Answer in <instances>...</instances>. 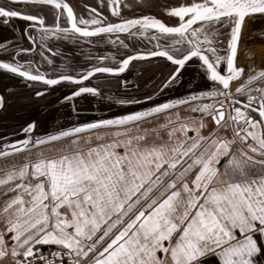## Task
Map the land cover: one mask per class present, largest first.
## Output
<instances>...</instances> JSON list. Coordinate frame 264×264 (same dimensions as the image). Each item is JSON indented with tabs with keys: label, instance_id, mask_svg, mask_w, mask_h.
I'll return each mask as SVG.
<instances>
[{
	"label": "snow or ice",
	"instance_id": "obj_1",
	"mask_svg": "<svg viewBox=\"0 0 264 264\" xmlns=\"http://www.w3.org/2000/svg\"><path fill=\"white\" fill-rule=\"evenodd\" d=\"M101 3L110 17L71 0H0V25L32 45L0 41V71L35 97L67 82L75 90L62 99L74 113L76 98L101 96L85 84L95 74L125 73L134 61L170 64L151 93L116 100L144 106L42 136L26 122L22 138L0 143V157L25 153L0 175V264H264V60L238 63L244 27L264 19V0H174L163 18L125 15L141 6L132 0ZM105 38L144 47L96 56L75 74L40 70L54 67L50 43L91 47ZM190 65L206 87L158 100L183 86ZM45 145L53 147L33 151Z\"/></svg>",
	"mask_w": 264,
	"mask_h": 264
},
{
	"label": "flooded vegetation",
	"instance_id": "obj_2",
	"mask_svg": "<svg viewBox=\"0 0 264 264\" xmlns=\"http://www.w3.org/2000/svg\"><path fill=\"white\" fill-rule=\"evenodd\" d=\"M132 1L134 4H139L141 6H157L158 9H160V11H155V10L149 11L148 9L134 11L133 8H129L126 10L125 15H139L143 13V14L157 15L158 18H163L162 11H163L164 5L174 3V0H153L152 3L150 2V4L146 0H136V1L132 0ZM71 2L76 6L78 11H86L83 6L90 5L92 7H97V10L103 11L105 15L109 17L111 16L110 12H108L102 7L101 0H71ZM52 19L53 18L51 15L47 16L48 22H52ZM112 19L114 20L115 18H112ZM14 23L17 25H20L21 27L24 24V22L20 20H16L14 21ZM4 30H5V33L9 31L8 28H6L3 25H0V41L6 40V39H12L13 37H15L16 40H18L24 47L32 46L27 41V39L20 40L21 33H14L11 31L12 36L9 35V37L6 39L1 38L3 36ZM136 39L140 40L142 38H136ZM125 43H129L130 45V47L127 49V51H129L127 54H131L133 47L135 48L144 47V44H141V43L133 44L132 41L128 39L125 40ZM144 43L146 44V41ZM48 47H50V45H48ZM117 47L118 46L116 44L107 43V38H105L104 40L94 42V46H92V48L94 49L93 55H85L83 53L81 57H78V59H80V63H79V60L77 59L75 60L73 58L74 62H69V63H59L58 61L56 63L54 62V67L52 68H49L47 64H43L40 66V70L50 75L54 74L55 72H59V71L70 72V73L75 74V73H78L81 68L86 67L88 63H93V64L96 63L94 59L96 56L104 55L108 57V56L115 55L117 59L122 58L123 56L120 57L117 54H122L123 51L120 52L121 48H119V50L117 51ZM52 52L49 53L46 51L45 55H48L50 57L52 56L57 57V55L59 54V52L58 53L55 51H52ZM61 53L67 54V52H64V51H62ZM32 58H33V54H21V57H20L21 60L32 59ZM39 60H40L39 55L35 54L34 63L35 61H39ZM140 62L141 61L132 62L130 65V68L126 71L127 72L126 74H131V73L138 74L140 72L148 73L150 72V70H154L158 68V66H161V61H155L153 63H149V62L140 63ZM109 63H113V61H109ZM138 63H140L141 65L135 67V64H138ZM61 66H63V68ZM157 78L158 77L155 76L153 77L152 80H148V81H152L153 83ZM85 84H88L91 86H97L99 90L101 89L100 90L101 93L104 91L107 93H112V94H116L119 92V95H121L120 93L124 92V94H127L126 96H133L135 94V93H131L130 89L123 90L121 80L119 78L111 77L105 74L96 75L94 78H91V80L89 82H86ZM157 84H159V82L155 83L154 87ZM65 86L66 85H60L59 89L58 90L56 89V91L48 87V90L45 92V94L42 97H35L33 94V89L26 87L25 83L20 78L0 71V94L4 98V106H3L4 108L0 112V119L2 118V120H5V121H20L22 119L27 120L30 117H32V119H35L37 115L39 117L42 116L43 119L48 117V114L46 113V111L48 110L49 112L50 110H53V108L58 105L60 99H62L65 94L66 95L68 94L66 90L60 93L62 90H64L63 88ZM43 87L44 86L41 84H36L35 90H41ZM68 87H71V85H69ZM163 96L164 97L174 96V91H166ZM159 97L161 96H158L157 98ZM55 99L57 100L56 102L57 104L52 103V101ZM103 101L109 103V105L108 106H96V105L92 106L88 104V102L84 104H80V105L75 104L77 113L75 114L72 111V113L68 114V117L70 116V117L86 118L88 115H90L87 113L90 107L95 110L96 109L100 110V112H103L102 115L105 116L109 112L119 111V110L122 111L123 108H129L133 106V105H130V106L121 105L120 107V104L115 103L113 101H109L107 99H103ZM62 105L64 104H61V106ZM77 109H80V110H77ZM81 109H83V111ZM84 109H86V111Z\"/></svg>",
	"mask_w": 264,
	"mask_h": 264
},
{
	"label": "rangeland",
	"instance_id": "obj_3",
	"mask_svg": "<svg viewBox=\"0 0 264 264\" xmlns=\"http://www.w3.org/2000/svg\"><path fill=\"white\" fill-rule=\"evenodd\" d=\"M134 1H136V0H134ZM146 1L150 4V2L152 3L153 0H146ZM144 9H148L149 11H152V10L160 11V9H158L157 6H140V7L133 8L134 11L144 10ZM261 20H263V19H261ZM250 24H252V26H253V23L248 21L246 23L245 27H244V30H243V36H242L241 41H240V59L238 60V63H242L243 55L245 56V55H247L248 53L251 52V56L254 55V56H252L251 63L254 66H259L261 64V61L258 60V56L264 54V47H262L260 45V43L257 42V41H255L254 43H251V44H253L252 46H249L250 42H249L248 38L250 36L249 34L252 32ZM254 27L255 26H253V28ZM262 28H264V22L262 24ZM260 32L262 33V31H260ZM261 33H258V35H260ZM9 35L12 36V32L9 30L8 32L5 33V30H4L3 36L1 38L6 39V38L9 37ZM49 45H50V47H52L53 51H55V52H57V49H59V54L57 55V57H54V56L51 57L54 60L55 63L57 61L59 63H69V62L73 61V60H70V59H73L72 57H81V55L83 53L85 55H93V53H94V49L92 48V46L90 47L88 44L81 45V44H73V43L68 42V41H66V42L63 41L62 43L59 42V44L50 43ZM116 45L119 46L118 44H116ZM121 50L123 51L122 54H117L120 57L124 56L125 53L129 52V51H127V49H122L121 48ZM62 51L67 52V54H69V55L62 54L61 53ZM255 51H259V53H255ZM257 54H258V56H257ZM71 55H72V57H71ZM251 56L247 55L245 57H251ZM78 60L80 61V59H78ZM153 62H155V61H152L150 63H153ZM245 62H247L246 59H245ZM140 63H142V62H140ZM140 63L135 64V67L141 65ZM150 74H151L150 72H148V73L145 72L144 76L140 77V79H143V77H146V79L149 80L150 78L148 76ZM192 79H196L197 80L198 78L197 77H192ZM135 82L137 84H139V80L138 79H135ZM101 97H95V96H92L90 94H84V95H82V97L76 98L75 99L76 101H74V104L80 105V104H84V103L88 102V104H90L92 106H94V105H96V106H108L109 103L104 102ZM55 102H57V101L55 100ZM65 103H66L65 109H63V111L61 113L62 117H59L58 119H55V118L52 117V115H51L52 113H50L51 116L42 119V121L40 119H38V120L37 119H32L31 120V121H35L36 122V127L34 129V132H35L36 136H42L45 133H49V132H52V131L56 130L57 128L66 127V126L72 125V124L77 122L76 120H72L70 116L68 117V114L72 113V103L73 102H65ZM66 107L69 108V111L66 109ZM84 110L86 111V109H84ZM25 123L26 122H19L18 124L9 125L11 127V130H8V131L4 132L5 135H2V136L16 138L15 136L24 135L20 131V129H21L22 126H24ZM0 129H1V132H2V127H0Z\"/></svg>",
	"mask_w": 264,
	"mask_h": 264
},
{
	"label": "water",
	"instance_id": "obj_4",
	"mask_svg": "<svg viewBox=\"0 0 264 264\" xmlns=\"http://www.w3.org/2000/svg\"><path fill=\"white\" fill-rule=\"evenodd\" d=\"M250 22H252L253 23V26H255L254 28H253V26H252V24H250V26H251V33L249 34L250 36H249V38H248V40H249V46H252L253 44H251V43H254L255 41H257V42H259L260 43V45L262 46V47H264V38H262L261 37V34L260 35H258V33H261L260 31H262V32H264V28H262V24H263V22H264V19L263 20H261V19H256V20H254V21H250ZM120 36H121V39H124L125 38V34H120ZM125 40H127V39H125ZM63 42V41H62ZM62 42H60V43H62ZM57 44H59V43H57ZM251 44V45H250ZM263 44V45H262ZM119 48H120V46H118L117 47V51L119 50ZM122 48V47H121ZM123 49V48H122ZM122 50H120V52H121ZM53 55H55V54H53ZM71 57H72V55H71ZM72 58H74V59H77L78 60V57H72ZM70 60H73V59H70ZM258 60H260V61H262V60H264V54L263 55H260V56H258ZM161 61V66H159V69H160V72L161 73H165L166 72V74H167V72L169 71V67H170V64H166L164 61H162V60H160ZM72 62H74V60L72 61ZM139 62V61H138ZM79 63H80V61H79ZM132 63V62H131ZM150 63V62H149ZM131 65V64H130ZM191 66H195V65H190L189 67H191ZM156 70H157V68L156 69H154V70H150V75L148 76L150 79L149 80H152L153 79V77H155L156 75H153L154 74V72H156ZM127 71V70H126ZM127 72H125V73H121V74H118V75H110V74H105V75H108V76H111V77H115V78H119L120 80H121V84H122V89L124 90V89H130L131 90V93H135L133 96H126L127 94H124V92H122V93H120L121 95H119V92L118 93H116V94H112V93H107V92H102L101 93V98H103V99H107V100H109V101H113V102H115L116 103V100H118V99H122V98H130V97H134V98H137V99H140V98H142V96L145 94V93H151L152 92V88L154 87V85H155V83H157V82H159L160 83V81L163 79V77L162 76H160V78L158 79H156L153 83H152V81H148V79H146V77H143V79H140V77H142V76H144V73H138V74H134V73H131V74H126ZM96 75H99V74H95V76ZM101 75H103V74H101ZM153 75V76H152ZM160 75V74H159ZM135 79H138L139 80V84H137L136 82H135ZM91 80V78H89V80L88 81H86V82H89ZM125 80H127L128 81V83L127 84H125V83H123V81H125ZM85 82V83H86ZM148 82H150V84H152V86H151V88L150 89H146L147 88V86H149V84H148ZM60 85H68L69 86V84L67 83V82H61L59 85H55V86H50L49 88L50 89H52V90H55L56 91V89L58 90L59 89V87H60ZM64 87L63 89L64 90H62L60 93H62V92H64L65 90H66V92L67 93H69L70 91H72V90H75L74 89V86H72L71 85V87ZM67 88V89H66ZM101 90V89H100ZM65 92V93H66ZM101 92V91H100ZM66 95V94H65ZM0 96H2L1 94H0ZM56 100V99H55ZM55 100H53L52 101V103H54L55 102ZM57 101V100H56ZM74 101H76V100H74ZM54 104H57L56 102L54 103ZM61 104H64V105H62L61 106ZM60 105V106H59ZM65 106H66V103L63 101V99H60V101H59V103H58V105L57 106H55L54 108H53V110H50L49 112H48V110L46 111V113L48 114V116H49V114L53 111V113L55 112L54 111V109H56V108H62V110H60V111H63V109H65ZM130 106V105H129ZM141 106H144V105H133V106H131V107H129V108H123V110L122 111H113V112H109V113H107V115H105V116H103L102 115V113L103 112H100V110H98V109H93V108H91L90 107V109L87 111V113L88 114H90V115H88L86 118H80V117H71V119L72 120H79V121H87V120H92V119H95V118H106V117H109V116H112V115H114V114H118V113H124V112H127V111H131V110H135L136 108H138V107H141ZM120 107H121V105H120ZM4 108V107H3ZM3 108L2 109H0V112L3 110ZM52 109V108H51ZM66 109L69 111V108L68 107H66ZM77 110H80V109H77ZM82 111H83V109H81ZM102 110V109H101ZM45 113V114H46ZM77 112H75V114H76ZM62 117V116H61ZM30 119H32V117H30V118H28L27 120H24V119H22V120H20V121H5V120H2V118L0 119V127H2V132H1V129H0V138H4V136H2V135H5L4 134V132H6V131H8V130H11V127L9 126V125H13V124H18L19 122H30L31 120ZM35 119H42V116L41 117H39L38 115H37V117L35 118ZM10 127V128H9Z\"/></svg>",
	"mask_w": 264,
	"mask_h": 264
},
{
	"label": "crops",
	"instance_id": "obj_5",
	"mask_svg": "<svg viewBox=\"0 0 264 264\" xmlns=\"http://www.w3.org/2000/svg\"><path fill=\"white\" fill-rule=\"evenodd\" d=\"M255 53H259V51H255ZM248 56H251V52L247 54ZM245 55V56H247ZM243 55V61L242 63H245V57ZM254 56V55H252ZM251 56V57H252ZM258 56V54H257ZM195 66H191V67H188L187 70L184 71V77H183V86L182 87H177L175 90H174V95H180V94H183L186 90L188 89H199V88H203V87H206V85L204 84V82L200 79L199 75H197L193 69H194ZM160 74V75H159ZM153 75H156V77H158V79L160 78V76H165L166 75V72L165 73H161L160 72V69H159V66L156 70V72H154ZM152 75V76H153ZM192 77H197L198 79H192ZM191 82V83H190ZM149 86H147L146 89H150L152 84H150V82H148ZM188 84V85H187ZM168 97V96H166ZM164 96H161L159 98H157L158 100H163L164 98H166ZM62 108H56L54 109V113L53 111L51 112L52 114V117L55 118V119H58L59 117H61V113L62 111ZM181 112H182V115H186V116H193L195 115V113H188V112H185L183 109H181ZM49 114L48 117L51 116ZM43 119V118H42ZM41 119V121H42ZM164 122V116H161L159 118V121L157 120H153L152 121V124L150 125H147L149 127H152L154 125H156L157 123H163ZM161 131H166V130H161ZM189 135H192L191 132H189ZM177 136H179V134H177ZM16 138H12V137H4L2 138V140H0V143H3V141H11L13 139H20L23 137V135H18V136H15ZM151 142V141H150ZM59 143L63 144V143H67V141H60ZM157 143H159V141H157ZM50 147H53V145H45V146H42V148L40 149H33V151H37V150H44V151H47ZM25 155V153H20V154H17V155H12V156H8V157H0V175H3L4 171H7L8 170V167L12 164H20L23 162V156ZM3 193H4V189L2 186H0V206H2V203H3Z\"/></svg>",
	"mask_w": 264,
	"mask_h": 264
},
{
	"label": "bare ground",
	"instance_id": "obj_6",
	"mask_svg": "<svg viewBox=\"0 0 264 264\" xmlns=\"http://www.w3.org/2000/svg\"><path fill=\"white\" fill-rule=\"evenodd\" d=\"M232 87H233V89H234V88L236 87V84H233Z\"/></svg>",
	"mask_w": 264,
	"mask_h": 264
}]
</instances>
